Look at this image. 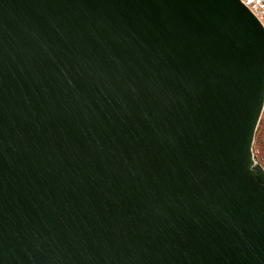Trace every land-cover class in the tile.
I'll use <instances>...</instances> for the list:
<instances>
[{"label":"water","instance_id":"95a60500","mask_svg":"<svg viewBox=\"0 0 264 264\" xmlns=\"http://www.w3.org/2000/svg\"><path fill=\"white\" fill-rule=\"evenodd\" d=\"M263 112L243 0H0V264H264Z\"/></svg>","mask_w":264,"mask_h":264},{"label":"rangeland","instance_id":"374dc122","mask_svg":"<svg viewBox=\"0 0 264 264\" xmlns=\"http://www.w3.org/2000/svg\"><path fill=\"white\" fill-rule=\"evenodd\" d=\"M258 13L264 20V4L259 5ZM253 149L256 153L259 162L264 166V112L262 114L261 120L256 131Z\"/></svg>","mask_w":264,"mask_h":264},{"label":"built area","instance_id":"2783aa9c","mask_svg":"<svg viewBox=\"0 0 264 264\" xmlns=\"http://www.w3.org/2000/svg\"><path fill=\"white\" fill-rule=\"evenodd\" d=\"M254 12L255 14L260 18L264 25V20L262 19L261 15L258 13L259 11V5L264 4V0H243Z\"/></svg>","mask_w":264,"mask_h":264}]
</instances>
